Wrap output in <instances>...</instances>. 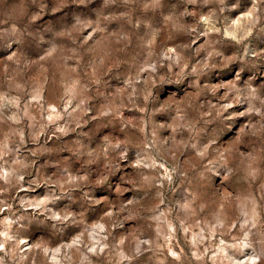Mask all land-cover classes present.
I'll list each match as a JSON object with an SVG mask.
<instances>
[{
  "label": "rangeland",
  "instance_id": "1",
  "mask_svg": "<svg viewBox=\"0 0 264 264\" xmlns=\"http://www.w3.org/2000/svg\"><path fill=\"white\" fill-rule=\"evenodd\" d=\"M0 264H264V0H0Z\"/></svg>",
  "mask_w": 264,
  "mask_h": 264
}]
</instances>
